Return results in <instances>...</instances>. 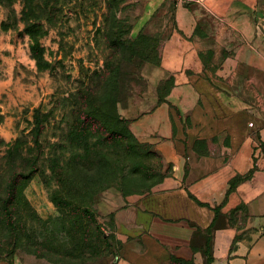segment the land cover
<instances>
[{
	"label": "rangeland",
	"instance_id": "rangeland-1",
	"mask_svg": "<svg viewBox=\"0 0 264 264\" xmlns=\"http://www.w3.org/2000/svg\"><path fill=\"white\" fill-rule=\"evenodd\" d=\"M212 1L0 0V198L10 199L0 264H105L123 254L120 212L174 187L171 165L132 124L177 79L160 63L173 30L189 25L180 18L194 17L204 33ZM251 1V10L232 1L227 13L251 15L258 37L264 0ZM111 88L134 144L107 142L100 116L88 117V131L75 127L78 106L101 105ZM197 145L217 154L213 139ZM249 148L250 168L205 204L204 230L193 231L199 264H264V138ZM149 223L160 225L154 213Z\"/></svg>",
	"mask_w": 264,
	"mask_h": 264
},
{
	"label": "crops",
	"instance_id": "crops-1",
	"mask_svg": "<svg viewBox=\"0 0 264 264\" xmlns=\"http://www.w3.org/2000/svg\"><path fill=\"white\" fill-rule=\"evenodd\" d=\"M232 1H212L204 33L194 17H181L189 25L175 28L164 44L160 67L177 79L164 103L132 128L171 165L174 187L120 212L123 254L105 257V264H199L191 248L193 231L204 230L205 204L223 200L230 180L251 166L250 143L264 138V35L255 36L251 15L227 13ZM210 139L216 155L195 146ZM150 213L158 227L150 226Z\"/></svg>",
	"mask_w": 264,
	"mask_h": 264
},
{
	"label": "trees",
	"instance_id": "trees-1",
	"mask_svg": "<svg viewBox=\"0 0 264 264\" xmlns=\"http://www.w3.org/2000/svg\"><path fill=\"white\" fill-rule=\"evenodd\" d=\"M121 90L124 91L122 92ZM121 90L119 92V95L120 93L122 95L121 98L124 99L125 96L128 98L129 95L124 93H127L128 87L122 88ZM115 93L116 91L111 88L109 90L108 96L102 101L101 105L86 103L83 106H78L75 127L78 130L82 127V131H88V117L90 116L97 118L100 116L102 119L101 125L105 131V140L110 143L113 139H115L128 146L129 144H134L135 140L129 128V123L122 119L118 113V104L120 99H116V95H114ZM38 114L39 113L35 114L34 119L37 120ZM80 117H84L85 121L81 122ZM94 125L97 126L98 124L95 122ZM16 143L10 149L12 152L15 149ZM22 176L20 178H23ZM30 176L31 174L25 176V178H29ZM18 178L19 177L16 178L15 176L11 178L14 187L16 186L14 183L18 181ZM9 203L10 199L0 198V227L5 228L8 225V218H6V215H8ZM6 247L7 246L0 245V255L4 253V249H6Z\"/></svg>",
	"mask_w": 264,
	"mask_h": 264
},
{
	"label": "built area",
	"instance_id": "built-area-1",
	"mask_svg": "<svg viewBox=\"0 0 264 264\" xmlns=\"http://www.w3.org/2000/svg\"><path fill=\"white\" fill-rule=\"evenodd\" d=\"M173 1H177V2L191 1V2H196V3H198V2H200V1H204V0H173ZM249 126L252 127V124L250 123Z\"/></svg>",
	"mask_w": 264,
	"mask_h": 264
}]
</instances>
